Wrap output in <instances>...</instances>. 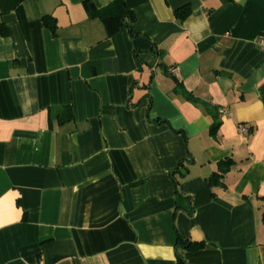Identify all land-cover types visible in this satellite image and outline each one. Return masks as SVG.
Segmentation results:
<instances>
[{"label":"crops","instance_id":"1","mask_svg":"<svg viewBox=\"0 0 264 264\" xmlns=\"http://www.w3.org/2000/svg\"><path fill=\"white\" fill-rule=\"evenodd\" d=\"M111 1L0 6V264H264V0Z\"/></svg>","mask_w":264,"mask_h":264},{"label":"trees","instance_id":"2","mask_svg":"<svg viewBox=\"0 0 264 264\" xmlns=\"http://www.w3.org/2000/svg\"><path fill=\"white\" fill-rule=\"evenodd\" d=\"M22 0H0L1 13H7L13 10ZM174 16L178 22H183L191 13L190 5L185 4L181 7H178L173 11ZM88 15L91 18H97L101 22L107 24L110 22H115L117 26L126 25L124 20L128 19V21L132 22L135 20V13L128 9L125 5L124 0H112L105 8L96 9L93 5L89 7ZM42 21L48 29L55 32L56 21L53 16H43ZM112 33V31H110ZM70 106L63 107L61 110L55 113V118L57 119L59 124H63L65 122L70 121L73 118V114L71 112ZM216 130V125H212L210 129V133L214 134ZM234 161L231 158L222 160L218 162V170L213 172L211 176L207 178V181L211 187L220 186L223 187V177L228 172L230 167L233 165ZM48 239L42 240L41 242H45ZM204 241H191L187 238H183L180 235H177L176 238V248L188 250V251H198L202 249L204 246ZM182 258L180 255L177 257V264L181 262Z\"/></svg>","mask_w":264,"mask_h":264},{"label":"built area","instance_id":"3","mask_svg":"<svg viewBox=\"0 0 264 264\" xmlns=\"http://www.w3.org/2000/svg\"><path fill=\"white\" fill-rule=\"evenodd\" d=\"M259 41H260L261 44H264V38H261ZM226 113H227L226 108H221V109L219 110V114H220V115H224V114H226ZM238 132H239L240 134L246 136V135H248L249 129L247 128L246 125L240 124V125H238Z\"/></svg>","mask_w":264,"mask_h":264}]
</instances>
